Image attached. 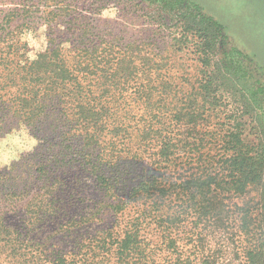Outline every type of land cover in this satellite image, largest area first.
I'll use <instances>...</instances> for the list:
<instances>
[{
	"label": "trees",
	"instance_id": "trees-1",
	"mask_svg": "<svg viewBox=\"0 0 264 264\" xmlns=\"http://www.w3.org/2000/svg\"><path fill=\"white\" fill-rule=\"evenodd\" d=\"M222 31L213 19L207 18L206 26L195 20L192 37L201 74L188 80L191 90H180L178 78L161 79L164 70L170 71L167 65L147 64L142 71L129 51L114 64L113 48L68 49L57 42L60 34L53 29L46 35L48 46L34 58L18 54L24 47L8 53L14 68L4 74L16 79L19 117L32 128L49 117L58 123L57 150L44 146L39 151L45 154L37 170L43 189L59 193L65 188L76 205L77 191L84 190L89 178L113 199L110 207L116 214L135 209L127 222L118 221L116 231L104 232L98 242L101 254L90 264H214L217 255L207 253L203 233L212 220H230L233 208L241 220L240 263L264 264V111L246 106L241 112L221 111V68L210 56ZM140 74L145 83L130 97L143 106L136 121L132 110L117 109L115 98L128 93L124 87L137 83ZM135 146L139 151L134 153ZM130 153L136 158L130 159ZM146 155L150 162L133 176V162L144 165ZM253 193L256 200L234 203ZM149 220H166L171 227L164 237L165 255H157L160 250L144 233ZM188 222L192 228L186 244L192 253L183 258V241L174 232L186 229ZM6 257L7 264H41L25 255ZM82 261L59 255L49 264Z\"/></svg>",
	"mask_w": 264,
	"mask_h": 264
},
{
	"label": "rangeland",
	"instance_id": "rangeland-1",
	"mask_svg": "<svg viewBox=\"0 0 264 264\" xmlns=\"http://www.w3.org/2000/svg\"><path fill=\"white\" fill-rule=\"evenodd\" d=\"M207 18L223 27L210 56L213 65L219 64L221 68L220 90L225 96L221 111L241 112L246 106L245 109L261 113L264 0H0V264H7L10 259L6 256L11 253L41 264H49L59 255L83 258L79 264L96 262L94 256L101 254L98 242L106 236L104 232L116 231L118 221L127 222L135 212L132 209L123 215L116 214L110 207L113 199L89 178L85 179L84 190L77 191L76 205L69 202L71 194L65 188L59 193L43 189L37 170L45 154L39 151L44 146L57 150L58 123L49 117L32 128L19 117L16 79L8 80L4 74L14 68L13 61L7 60L8 53L24 47L18 54L34 58L48 46L46 35L53 29L60 34L57 42L68 49L113 48L114 64L129 51L131 55L134 53L132 62L142 71L147 64L167 65L170 71L164 70L161 79L170 82L169 79L178 78L174 81L180 90H191L188 80L194 82L201 74V56L196 53L192 32L195 20L206 26ZM144 83L145 77L140 74L137 83L124 87L128 93L117 94L115 98L117 109L132 110L136 121L143 106L130 97L135 98L134 92L141 91ZM56 111L51 116H57ZM222 116L220 120L227 128L228 120ZM212 123L218 124L219 120ZM138 151L135 146L133 152ZM129 157L136 158L132 153ZM148 162V155L143 157L144 165L133 162V176L142 172ZM69 188L74 190L71 185ZM32 197L33 201L26 203ZM251 198L256 200V193L234 203L242 205ZM232 210L230 220H212L203 233L209 242L207 253L217 255L214 264H241V220L236 208ZM149 222L144 233L160 250L157 255H165L164 237L170 236L171 227L166 220ZM191 228L188 222L186 229L174 232L183 241L179 242L183 258L192 253L186 244Z\"/></svg>",
	"mask_w": 264,
	"mask_h": 264
}]
</instances>
